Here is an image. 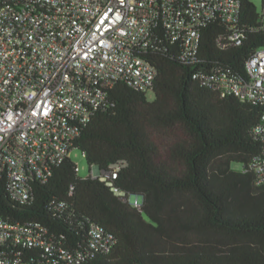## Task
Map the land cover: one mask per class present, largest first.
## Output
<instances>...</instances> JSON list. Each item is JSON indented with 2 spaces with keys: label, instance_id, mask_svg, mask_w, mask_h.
<instances>
[{
  "label": "trees",
  "instance_id": "trees-1",
  "mask_svg": "<svg viewBox=\"0 0 264 264\" xmlns=\"http://www.w3.org/2000/svg\"><path fill=\"white\" fill-rule=\"evenodd\" d=\"M260 12L242 1L240 45L225 39L228 24H206L193 61L162 40L142 55L156 70L152 100L117 83L79 127L72 149L89 170L120 164L113 186L125 197L98 177H79L67 158L46 179L31 180L32 199L23 205L1 181L0 217L42 225L54 247L82 253L85 264H264V185L232 169L264 153L252 134L262 107L222 98L201 79L217 71L247 78V60L264 48ZM91 225L115 240L108 254L90 251Z\"/></svg>",
  "mask_w": 264,
  "mask_h": 264
},
{
  "label": "built area",
  "instance_id": "built-area-1",
  "mask_svg": "<svg viewBox=\"0 0 264 264\" xmlns=\"http://www.w3.org/2000/svg\"><path fill=\"white\" fill-rule=\"evenodd\" d=\"M244 0H3L0 6V182L10 199H32L31 180L46 179L69 158L79 127L105 105L117 83L152 93L155 68L142 55L162 40L193 61L200 30L214 20L230 26L224 38L240 45L236 30ZM259 25L264 28V0ZM247 78L215 72L201 77L223 98L262 107L253 136L264 146V48L245 64ZM121 165L94 173L114 194ZM264 185V153L241 168ZM76 172L78 168L76 167ZM135 206L138 203L133 202ZM89 249L108 254L115 240L91 225ZM85 256L54 247L36 223L0 217V264H85Z\"/></svg>",
  "mask_w": 264,
  "mask_h": 264
},
{
  "label": "rangeland",
  "instance_id": "rangeland-1",
  "mask_svg": "<svg viewBox=\"0 0 264 264\" xmlns=\"http://www.w3.org/2000/svg\"><path fill=\"white\" fill-rule=\"evenodd\" d=\"M250 1L252 4L255 5V7L261 11V4H262V0H248ZM147 99L150 101L152 100V93L149 92L147 93ZM69 158L74 162V164L78 167V173L77 175L81 178H86L87 176L89 175H93L94 173H98L99 171L97 170V168L95 167H92L90 170H89V167L87 166L86 162H85V159L84 157L82 156V154L76 150V149H73L71 152H70V155H69ZM232 169L234 170H240L241 169V165H238V164H233L232 165ZM138 200V199H137ZM133 201V200H132ZM135 202V201H133Z\"/></svg>",
  "mask_w": 264,
  "mask_h": 264
}]
</instances>
